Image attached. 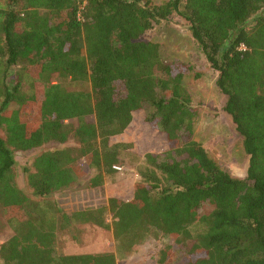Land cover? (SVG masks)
I'll list each match as a JSON object with an SVG mask.
<instances>
[{
	"label": "trees",
	"instance_id": "16d2710c",
	"mask_svg": "<svg viewBox=\"0 0 264 264\" xmlns=\"http://www.w3.org/2000/svg\"><path fill=\"white\" fill-rule=\"evenodd\" d=\"M172 21L218 71L249 155L244 178L192 138L198 110L183 84L190 65L142 39ZM146 105L169 149L145 154L131 200L108 199L111 221L106 206L68 213L50 199L83 165L96 172L89 186H101L121 163L112 137ZM72 138L78 147L43 151L25 168L28 195L15 179V152ZM0 206L13 229L0 245L2 264H118L114 252H55L59 223L78 219L112 230L122 254L166 235L186 251L183 264H264V0H0Z\"/></svg>",
	"mask_w": 264,
	"mask_h": 264
},
{
	"label": "rangeland",
	"instance_id": "374dc122",
	"mask_svg": "<svg viewBox=\"0 0 264 264\" xmlns=\"http://www.w3.org/2000/svg\"><path fill=\"white\" fill-rule=\"evenodd\" d=\"M151 1L163 3L167 0ZM142 39L158 43L164 59L184 61L190 65L191 68L184 75L183 84L198 110L192 138L199 141L223 169L233 176L244 178L249 165V155L245 151L243 138L225 111L226 96L216 84L218 71L207 61L190 31L183 24L172 21L149 29L142 35ZM55 80L67 87L91 90L88 82H76L59 76ZM150 111L149 105L135 111L129 127L123 133L112 137L111 143L122 144L121 163L117 164L124 167L123 171L107 174L101 186L91 188L89 182L96 173L95 169L83 165L84 174L70 187L57 191L50 199L68 213L73 210L107 207L110 197L131 200L134 197V185L141 180L139 171L145 164V154H165L169 149L166 134L153 122L148 121ZM77 145V140L72 138L65 144L49 142L30 151H16V182L33 197L25 168L43 151L67 146L78 147ZM105 217L107 221L112 219L108 207ZM58 228L55 244L57 254L114 252L118 264H183L185 260L186 251L180 249L171 236L151 235L131 253L122 254L118 251L112 230L96 223H85L78 219L67 226L60 222ZM12 234V226L5 219L0 206V245ZM166 246L172 248L169 249L168 260L161 263V251Z\"/></svg>",
	"mask_w": 264,
	"mask_h": 264
},
{
	"label": "built area",
	"instance_id": "2783aa9c",
	"mask_svg": "<svg viewBox=\"0 0 264 264\" xmlns=\"http://www.w3.org/2000/svg\"><path fill=\"white\" fill-rule=\"evenodd\" d=\"M113 169H115L116 171H123L124 170V167L120 164H114L113 165Z\"/></svg>",
	"mask_w": 264,
	"mask_h": 264
},
{
	"label": "crops",
	"instance_id": "0c3cea01",
	"mask_svg": "<svg viewBox=\"0 0 264 264\" xmlns=\"http://www.w3.org/2000/svg\"><path fill=\"white\" fill-rule=\"evenodd\" d=\"M106 178V177H105ZM74 211H77V210H73L72 212H74ZM3 243V242H2Z\"/></svg>",
	"mask_w": 264,
	"mask_h": 264
}]
</instances>
